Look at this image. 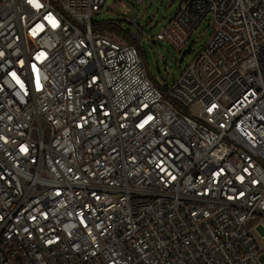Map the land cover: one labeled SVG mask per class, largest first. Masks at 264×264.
<instances>
[{"label": "built area", "instance_id": "obj_1", "mask_svg": "<svg viewBox=\"0 0 264 264\" xmlns=\"http://www.w3.org/2000/svg\"><path fill=\"white\" fill-rule=\"evenodd\" d=\"M104 2L0 0V264H264V0H180L171 85Z\"/></svg>", "mask_w": 264, "mask_h": 264}, {"label": "rangeland", "instance_id": "obj_2", "mask_svg": "<svg viewBox=\"0 0 264 264\" xmlns=\"http://www.w3.org/2000/svg\"><path fill=\"white\" fill-rule=\"evenodd\" d=\"M179 3L180 0H143L141 3L105 0L102 11L93 14L92 20L116 23L121 30H129L130 33L138 32L137 26L141 28L145 34L139 46L148 74L156 85H171L193 59L198 48L209 38L212 28L207 18L202 19L180 51L165 41L155 40V34L167 24ZM131 18H135V24L130 23ZM105 33L118 39L117 34L109 29ZM258 244L264 247V239L258 240ZM259 261L264 263V257H260Z\"/></svg>", "mask_w": 264, "mask_h": 264}, {"label": "trees", "instance_id": "obj_3", "mask_svg": "<svg viewBox=\"0 0 264 264\" xmlns=\"http://www.w3.org/2000/svg\"><path fill=\"white\" fill-rule=\"evenodd\" d=\"M108 29H110L113 32L115 31V33L117 34H122L123 38L127 41L133 40L129 30H121V29L117 30L116 28H113L111 26Z\"/></svg>", "mask_w": 264, "mask_h": 264}]
</instances>
